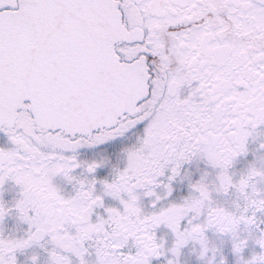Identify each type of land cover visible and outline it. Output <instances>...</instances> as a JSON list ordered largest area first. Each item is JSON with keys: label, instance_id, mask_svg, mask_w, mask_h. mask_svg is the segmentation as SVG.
I'll return each mask as SVG.
<instances>
[{"label": "snow or ice", "instance_id": "1", "mask_svg": "<svg viewBox=\"0 0 264 264\" xmlns=\"http://www.w3.org/2000/svg\"><path fill=\"white\" fill-rule=\"evenodd\" d=\"M0 264H264V0H0Z\"/></svg>", "mask_w": 264, "mask_h": 264}]
</instances>
